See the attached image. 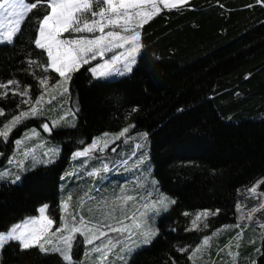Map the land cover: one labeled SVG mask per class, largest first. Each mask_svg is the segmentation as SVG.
<instances>
[{
    "label": "trees",
    "instance_id": "16d2710c",
    "mask_svg": "<svg viewBox=\"0 0 264 264\" xmlns=\"http://www.w3.org/2000/svg\"><path fill=\"white\" fill-rule=\"evenodd\" d=\"M43 14V9L35 10L13 44H0V82L14 79L21 88L31 86L33 99L41 92L37 77L42 73L38 68L25 69L30 58L46 59L33 44L34 18ZM141 40L143 50L131 73L96 79L88 71L91 65L83 66L72 74L69 94L46 106L53 110L24 120L7 142L0 139V170L17 171L8 164L17 154L14 142L33 129L39 136L26 141V146H45L37 148L38 159H45L42 152L46 148L58 149L52 163L33 165L31 158L26 160L16 183L11 178L0 179V232L38 216L39 207L45 204L49 206L46 214L56 221L55 230L61 216L60 201L70 193L75 209L89 190L95 200L85 209L92 207L94 213L85 210L83 214L103 219L107 209L97 208V203L110 201L121 187H126L128 194H144V189L134 190L139 176L153 192L152 198L163 195L176 202L153 216L157 235L151 243L136 247L127 264H193L188 259L192 248L213 233L217 234L203 257L198 254L195 264H232L226 248L230 242L231 251L238 252L237 264H264L259 223H239L235 214L239 190L264 180V5L256 0H190V6L181 11L163 9L143 26ZM48 75L53 77L50 83L59 79L55 73ZM20 100L11 93L0 97V108L5 110L0 126L27 109ZM69 109L75 112L74 119L69 115L67 122L53 128L52 121ZM72 122L75 127L69 126ZM45 123L51 132L41 127ZM129 124L134 125L128 134L134 141H116L91 159L74 157L104 133H118ZM141 133L148 134L146 142L140 139ZM134 143H144L137 155L146 152V164L137 172L113 168V163L123 158L121 153L130 155ZM112 147L117 148L115 153ZM96 156L112 168L102 178L85 174L99 167ZM260 188L264 191V184ZM217 209L219 213L207 219V228L187 230L196 213ZM87 247L77 236L75 264H92L84 257ZM180 248H188V252ZM0 264L64 262L58 254H44L38 248L21 251L16 242H10L0 249ZM115 264L122 262L116 260Z\"/></svg>",
    "mask_w": 264,
    "mask_h": 264
},
{
    "label": "snow or ice",
    "instance_id": "6c2138e0",
    "mask_svg": "<svg viewBox=\"0 0 264 264\" xmlns=\"http://www.w3.org/2000/svg\"><path fill=\"white\" fill-rule=\"evenodd\" d=\"M264 5V0H256ZM190 6V0H0V44H13L20 34L22 25L29 16L37 9H43L42 17L34 18L36 22V35L33 44L36 49L41 50L46 59H28L29 69L38 68L42 75L37 77L41 88L40 94L33 99L30 94L31 86L21 88L20 82L10 79L0 82V97H7L9 93L20 96V104L27 105L26 110H20L11 119L0 126V139L7 142L13 129L24 120L42 115L45 110H53L46 106L52 105L54 101L69 94V84L72 74L78 72L83 66L91 65L88 71L93 78L107 79L115 76H125L133 71L138 63V58L143 50L141 30L163 9L181 11ZM251 6V5H249ZM93 61H99L92 64ZM55 73L59 77L55 83H50L53 77L48 73ZM35 75V72L32 73ZM20 104L17 107H20ZM62 107V105H61ZM136 111L135 108L132 109ZM71 115L74 119L75 112L69 109L57 120L52 121V127L61 126L67 122ZM5 116V110L0 108V117ZM69 126L75 127L74 122ZM41 127L45 132H51L47 123ZM134 125L129 124L118 133H104L82 151L74 153L75 158H93L95 153H104L110 145L121 141L127 144L136 138L129 136ZM147 133L139 134L142 141H147ZM39 133L33 129L25 133L23 139H17V154L9 158L8 164L17 169L0 170V179L11 178L12 183L21 179L19 172L25 170V161L31 158L35 163H52L58 155L55 147L46 148L42 152L45 159H38L37 148L44 145L27 147L26 141L31 140ZM144 143H134L130 155L121 153L123 157L113 163V168H123L125 171L137 172L146 164L147 153H137L144 148ZM116 147L111 148L115 153ZM99 167H92L85 174L88 177H101L112 170L106 160L99 156L95 157ZM87 167V161L84 163ZM143 171H147L145 167ZM66 175H75L68 173ZM63 179V178H62ZM155 185V181L150 182ZM260 184L264 180L247 189L249 198L259 200V203L245 212L246 205L237 203L236 211L240 213V220L252 221L257 213L264 212V192H259ZM144 189L141 196L128 194L126 187H121L120 193L113 199H102L97 203V208L107 209L103 212V219H95L94 215L85 216L86 210L89 214L94 213L92 207L85 209L89 201H94L92 190L85 192L77 202L75 209L72 208V195L69 193L60 201L59 227L53 230L56 221L47 215L48 205L39 207L38 216L25 218L22 222L12 225L6 232H0V249L10 242H16L21 251L38 248L44 254H58L64 264H75L73 260V248L77 243V236L83 238L86 246L84 257L92 261V264H115L116 260L127 264V258L140 244H149L157 235L158 230L153 226L154 215L161 211H167L170 204L175 200L161 195L154 199L153 192L148 191L144 183L137 176L134 182V190ZM98 191V190H97ZM143 201L141 203L140 201ZM119 212V215H117ZM219 210H203L195 214L191 221L192 227L187 229L201 230L207 228V219L215 216ZM188 215V213H184ZM235 227L239 228L237 224ZM262 230L261 241L264 244V221L258 224ZM109 233L117 237L113 239ZM217 233H213L215 236ZM243 230L238 233L236 248H239V238ZM212 236H204L201 243L192 248L188 259L195 264L198 254L203 257L204 251L210 246ZM138 237L139 239H135ZM100 241V243H97ZM117 248L119 251H117ZM229 249L228 256L232 264H237L238 252L231 251V242L226 246ZM225 249H220L224 251ZM181 252H188V248H180ZM257 248L256 252L260 253ZM219 254V253H218ZM115 256V260L110 259ZM83 264V262H81ZM255 264V261H252Z\"/></svg>",
    "mask_w": 264,
    "mask_h": 264
},
{
    "label": "rangeland",
    "instance_id": "374dc122",
    "mask_svg": "<svg viewBox=\"0 0 264 264\" xmlns=\"http://www.w3.org/2000/svg\"><path fill=\"white\" fill-rule=\"evenodd\" d=\"M116 77H119V76L110 77V78H107V79H112V78H116ZM113 180H115V179H113ZM262 180H263L262 178L256 180L255 182H253L248 187L239 190V192L237 193L236 205H237V203H242V204L246 205L245 212H247L248 209L256 206L259 203V200L248 197L247 189L251 188L253 185H256L257 183H259ZM261 185L262 184H260V187H261ZM260 187H259L258 191L259 192H264L263 190H261ZM235 214H236L237 222L243 223L245 225H249V224H252V223H260V222L264 221V212L257 213L256 217L252 221H248L247 219L241 221L240 220V215L241 214L238 213L237 211L235 212ZM58 227H59V225H58ZM110 236L114 239L115 234L112 233Z\"/></svg>",
    "mask_w": 264,
    "mask_h": 264
}]
</instances>
